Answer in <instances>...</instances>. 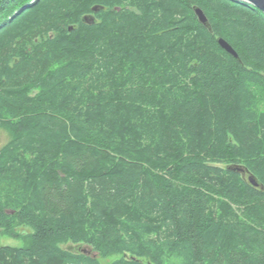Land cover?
I'll list each match as a JSON object with an SVG mask.
<instances>
[{
  "label": "trees",
  "instance_id": "1",
  "mask_svg": "<svg viewBox=\"0 0 264 264\" xmlns=\"http://www.w3.org/2000/svg\"><path fill=\"white\" fill-rule=\"evenodd\" d=\"M1 128L0 264H264L252 5L0 0Z\"/></svg>",
  "mask_w": 264,
  "mask_h": 264
},
{
  "label": "water",
  "instance_id": "2",
  "mask_svg": "<svg viewBox=\"0 0 264 264\" xmlns=\"http://www.w3.org/2000/svg\"><path fill=\"white\" fill-rule=\"evenodd\" d=\"M242 1L252 5L258 11H260L261 14L264 15V0H242ZM97 11H98V9H96V8L93 9V12H97ZM194 14H195V17L197 18L198 22L202 26H204L205 29H208L210 31V29H209L210 26L208 24L206 17H204L205 15L203 14V12L198 8H194ZM87 20L92 21L93 19H92V17H86V18H84L83 21L88 22ZM216 42L218 43V45L223 50H225L228 54L232 55L236 60H238L237 54H235V51L232 49V47L227 42L223 41V39L221 40V38L217 39ZM253 180L254 179L252 177H250L248 182H250L252 185L254 184V186H256L257 184ZM80 249H81V247L71 248V250L76 251V253L81 252V253H84L86 255H89L88 254L89 252H86L85 250H80Z\"/></svg>",
  "mask_w": 264,
  "mask_h": 264
},
{
  "label": "rangeland",
  "instance_id": "3",
  "mask_svg": "<svg viewBox=\"0 0 264 264\" xmlns=\"http://www.w3.org/2000/svg\"><path fill=\"white\" fill-rule=\"evenodd\" d=\"M10 139V135L7 133L6 130L4 129H0V147H2L3 145H5ZM21 230V231H20ZM25 230V232H28V229H18L17 231L21 234V232L23 233ZM24 240L23 239H12L8 236H4L2 235L1 231H0V245H6V246H11V247H20V246H23L24 245ZM70 247V246H68ZM66 247V248H68ZM70 248H74V247H70ZM80 250H85L86 252H89L88 254H90L91 256H95L92 252H90V250L88 248H84V247H81ZM119 256H116V257H112V258H108V259H105V260H100V263L101 264H107V263H110L112 260L118 258Z\"/></svg>",
  "mask_w": 264,
  "mask_h": 264
}]
</instances>
